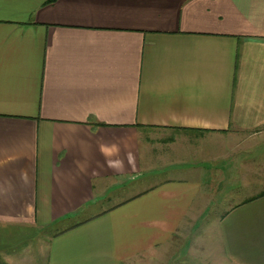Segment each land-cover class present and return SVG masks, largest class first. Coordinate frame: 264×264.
<instances>
[{
    "label": "crops",
    "instance_id": "crops-1",
    "mask_svg": "<svg viewBox=\"0 0 264 264\" xmlns=\"http://www.w3.org/2000/svg\"><path fill=\"white\" fill-rule=\"evenodd\" d=\"M48 1L0 0V264H264V0Z\"/></svg>",
    "mask_w": 264,
    "mask_h": 264
},
{
    "label": "rangeland",
    "instance_id": "rangeland-1",
    "mask_svg": "<svg viewBox=\"0 0 264 264\" xmlns=\"http://www.w3.org/2000/svg\"><path fill=\"white\" fill-rule=\"evenodd\" d=\"M256 141L257 140H255L253 142H256ZM240 142H242V138L240 139ZM263 150H264V148L263 149L260 148V150H258V152L259 151L261 152ZM168 175H169L168 173L162 174V176H161V174H155L153 178L155 180H159V179L165 178ZM224 207L225 206L220 205L219 207H216L214 209L213 214L211 215V218H212L211 221H213V219H216L220 215V213L223 211ZM176 245L177 246H174V247L168 249V251L165 253V256L162 257L160 255L159 259L156 260L157 262H154L153 264H176V261L178 262L183 257L189 258V259L194 258L190 251H188L187 249H184V243L183 242L181 244H176ZM189 253H191V254H189Z\"/></svg>",
    "mask_w": 264,
    "mask_h": 264
},
{
    "label": "trees",
    "instance_id": "trees-1",
    "mask_svg": "<svg viewBox=\"0 0 264 264\" xmlns=\"http://www.w3.org/2000/svg\"><path fill=\"white\" fill-rule=\"evenodd\" d=\"M57 0H49L48 1V4H51V3H54V2H56Z\"/></svg>",
    "mask_w": 264,
    "mask_h": 264
}]
</instances>
